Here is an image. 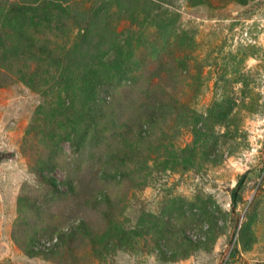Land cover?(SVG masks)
Returning a JSON list of instances; mask_svg holds the SVG:
<instances>
[{
    "label": "rangeland",
    "instance_id": "obj_1",
    "mask_svg": "<svg viewBox=\"0 0 264 264\" xmlns=\"http://www.w3.org/2000/svg\"><path fill=\"white\" fill-rule=\"evenodd\" d=\"M80 1L64 37H52L75 55L54 94L0 88V264H264V0ZM119 63L132 64V78L95 96ZM88 96L121 113L82 122ZM73 129L82 151L63 141ZM53 150L58 167L46 174L73 191L39 180ZM118 226L133 232L124 248L106 237ZM76 229L59 254L27 253L35 232L52 243Z\"/></svg>",
    "mask_w": 264,
    "mask_h": 264
},
{
    "label": "trees",
    "instance_id": "obj_2",
    "mask_svg": "<svg viewBox=\"0 0 264 264\" xmlns=\"http://www.w3.org/2000/svg\"><path fill=\"white\" fill-rule=\"evenodd\" d=\"M77 1L78 0H0V88L9 87L16 82H22L36 92H39L42 89H47L45 92H53L54 94V91L50 90L52 89L53 81L57 80L58 74L60 73L59 75L61 76V73H63L60 69L62 63H70L75 55L74 52L66 47L67 45L64 42L60 43L57 47V42H54L52 37H64V32L68 30L70 21L75 20V17H73V9L76 8ZM82 1L87 0H81L80 3H82ZM98 4L99 0L96 1L95 5L97 6ZM197 5L198 3L194 2L193 6ZM52 45L56 46L52 47ZM115 50L121 51V48H116ZM122 52L124 51L122 50ZM26 58H29L32 61L31 63L42 64V69L40 70L41 74L35 71L31 72L32 67L31 65L26 64L28 63ZM123 58L124 53L122 59ZM20 60L25 64L14 65L16 61L18 62ZM46 66H48V68ZM117 67V75L114 73L113 76H108L109 78H98L93 85V93H98L95 96L101 95V93L110 96L119 84L132 78V64L129 66H123V63H119ZM65 72L66 70H64V73ZM62 91L63 90L61 89L59 92ZM95 96L87 97V100L90 103L89 106L84 107L87 108L85 118L84 115H80V120L82 122L84 120L89 125L94 126L98 125L96 124L98 121L103 125L102 119H105L106 116L111 120L116 119L121 113V107L114 106V109L110 112L106 109L104 110L105 112L101 111L95 104ZM151 116L152 117L148 118V121L146 122L152 126L154 119L153 115ZM226 116L227 114L225 112L220 115V117L224 118H226ZM80 120H77L76 124H81L82 122ZM113 124L115 125V122ZM144 127L145 125H141L139 130L136 131L137 136L141 137L144 132ZM63 141H72L75 148L82 151L84 150L82 144L86 141V137L84 134L78 132L77 129H73L64 137ZM206 143L208 145V141H206ZM212 145H214V143L210 144V146ZM210 149L212 155L215 156L216 154L214 155L213 152L216 151V145L210 147ZM51 152L47 154L46 158L48 159L46 162L44 160L39 161L41 162V165L43 164V167L37 170L39 180L46 183L54 193H60L61 186L67 187L68 192L69 190L73 191V183L70 182L71 180L59 182L56 177H49V175L46 174L47 172L52 173L58 167L55 162L58 151L53 150ZM187 163L186 160V168L188 167ZM246 180L247 175L242 176L237 188L231 193V198L235 207L238 202L243 199L241 192L243 191L242 189ZM250 226L251 223L245 227L241 238L245 250H250L253 243V239L251 240L249 236ZM167 229L169 233H172L173 227L170 225H165L161 228L162 231H166ZM76 234L77 229L70 233L62 232L56 238V242L52 241V237L50 239L52 243L47 246L45 240L40 238L41 235H38V233L35 232L34 236L26 242L27 253L30 256H36L34 248L36 249L38 246L43 248L44 254L47 258L54 256L68 248L67 246L71 245L70 242L73 237L75 238ZM131 236H133L132 231H126L119 226L115 230L110 228V233L106 235V237L111 239L110 241L115 243L114 245L116 247L122 248L130 244L132 241ZM70 238L72 239L70 240ZM185 240L194 245L199 244V242L196 243L189 238H186ZM156 247H160H158V243H156ZM160 252L165 260H175L174 254L167 255L162 250H160Z\"/></svg>",
    "mask_w": 264,
    "mask_h": 264
},
{
    "label": "built area",
    "instance_id": "obj_3",
    "mask_svg": "<svg viewBox=\"0 0 264 264\" xmlns=\"http://www.w3.org/2000/svg\"><path fill=\"white\" fill-rule=\"evenodd\" d=\"M45 243H46V245H47V246H49V244H50V242H49V241H47V240L45 241Z\"/></svg>",
    "mask_w": 264,
    "mask_h": 264
},
{
    "label": "water",
    "instance_id": "obj_4",
    "mask_svg": "<svg viewBox=\"0 0 264 264\" xmlns=\"http://www.w3.org/2000/svg\"><path fill=\"white\" fill-rule=\"evenodd\" d=\"M1 154H4V152H2ZM6 156H8V153H6Z\"/></svg>",
    "mask_w": 264,
    "mask_h": 264
}]
</instances>
